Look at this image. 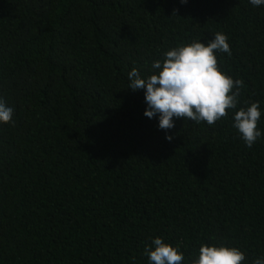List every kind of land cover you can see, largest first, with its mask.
Instances as JSON below:
<instances>
[{
    "label": "trees",
    "instance_id": "1",
    "mask_svg": "<svg viewBox=\"0 0 264 264\" xmlns=\"http://www.w3.org/2000/svg\"><path fill=\"white\" fill-rule=\"evenodd\" d=\"M220 32L218 67L264 113V6L248 0H0V264H148L155 237L264 257V139L184 118L161 130L136 68ZM258 127L264 129V115ZM172 135L169 142L165 137Z\"/></svg>",
    "mask_w": 264,
    "mask_h": 264
},
{
    "label": "clouds",
    "instance_id": "2",
    "mask_svg": "<svg viewBox=\"0 0 264 264\" xmlns=\"http://www.w3.org/2000/svg\"><path fill=\"white\" fill-rule=\"evenodd\" d=\"M248 3L254 8L264 6V0ZM217 52L232 55L228 37L220 32L214 33V39L207 44L192 41L166 50L162 59L152 62L150 76L142 77L136 68L128 73V89L144 90L147 105L144 115L158 119V128L165 132L175 127L174 118L214 125L231 109L233 127L251 148L264 139V129L258 127L264 113L259 101L237 110L243 81L234 80L218 67ZM9 123H14V108L0 98V125ZM165 138L171 142L174 137ZM144 252L148 264H181L185 259L178 246L165 243L161 237H155ZM245 260V253L237 247L202 244L191 264H243ZM252 264H264V257L256 258Z\"/></svg>",
    "mask_w": 264,
    "mask_h": 264
}]
</instances>
